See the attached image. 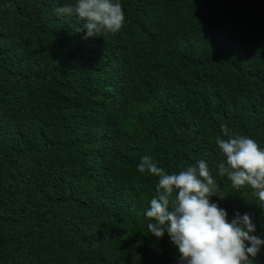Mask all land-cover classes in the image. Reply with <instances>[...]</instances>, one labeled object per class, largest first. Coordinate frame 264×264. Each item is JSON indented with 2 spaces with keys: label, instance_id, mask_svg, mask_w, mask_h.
Returning a JSON list of instances; mask_svg holds the SVG:
<instances>
[{
  "label": "trees",
  "instance_id": "obj_1",
  "mask_svg": "<svg viewBox=\"0 0 264 264\" xmlns=\"http://www.w3.org/2000/svg\"><path fill=\"white\" fill-rule=\"evenodd\" d=\"M113 2L122 29L85 39L55 11L76 0H0V264H178L148 231L144 156L168 174L206 161L210 203L264 240L216 144L227 125L264 149V0Z\"/></svg>",
  "mask_w": 264,
  "mask_h": 264
},
{
  "label": "clouds",
  "instance_id": "obj_2",
  "mask_svg": "<svg viewBox=\"0 0 264 264\" xmlns=\"http://www.w3.org/2000/svg\"><path fill=\"white\" fill-rule=\"evenodd\" d=\"M55 11L83 21L85 39L118 33L125 22L120 3L113 0H76L75 5ZM221 131L227 139L216 138L222 155L218 174L227 176L236 189L250 186L264 207V149L253 139L233 133L227 125H221ZM138 170L158 178L156 195L145 211L152 221L147 227L158 239L167 233L178 249V264H254L264 240L255 234L256 225L249 214L237 213L229 222L227 211L210 203L209 198L217 196V185L206 161L168 174L151 156H144Z\"/></svg>",
  "mask_w": 264,
  "mask_h": 264
}]
</instances>
